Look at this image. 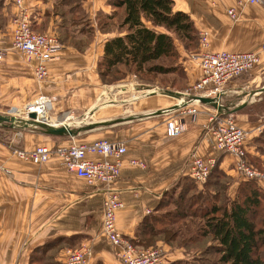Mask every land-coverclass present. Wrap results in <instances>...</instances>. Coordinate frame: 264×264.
Segmentation results:
<instances>
[{
	"label": "crops",
	"instance_id": "crops-1",
	"mask_svg": "<svg viewBox=\"0 0 264 264\" xmlns=\"http://www.w3.org/2000/svg\"><path fill=\"white\" fill-rule=\"evenodd\" d=\"M172 1L173 9L189 16L198 36L201 32L207 34L203 48L197 43L187 53L177 45L187 86L200 77L198 51L258 52V64L224 85L218 101L227 111L236 107L228 114L247 132L245 148L249 161L264 171V154H259L253 143V137L264 125V52L260 51L264 45V0ZM21 5L27 8L32 27L45 23V30L51 32L48 30L53 29L56 16L43 21L51 0H21ZM81 7L91 20L97 11L110 10L106 0H81ZM229 8L233 9L234 18L226 13ZM16 10L13 0H0V113L43 96L50 101L49 114L53 118L71 127L81 121L87 128L74 136L61 137L33 127L0 124V264H28L35 247L57 238L66 239L55 254L60 264H64L66 251L81 245L90 252L84 264H122L101 231L103 198L110 192L117 194L122 207L115 212V226L127 239H135L141 220L162 212L156 210L159 201L173 194L178 180L188 176L192 156L217 158L218 167L232 179L227 193L234 195L240 181L232 171L235 158L217 154L210 147L209 117L216 111L213 107L197 105L195 115L180 117L181 133L174 137L165 135V120L170 114L162 110L172 107L176 99L157 93L162 87L137 83L133 76L111 84L99 81L96 61L103 41L114 33L95 31L81 52L59 45L46 63L47 76L35 81L34 61L10 47V22ZM97 139L120 143L125 148L118 177L106 186L76 177L55 156L36 164L13 153L14 149L29 150L40 144L68 146ZM87 158L98 160L100 156L87 154ZM130 160L143 166L131 164ZM147 247L160 249L167 264L184 255L182 247L160 239Z\"/></svg>",
	"mask_w": 264,
	"mask_h": 264
},
{
	"label": "trees",
	"instance_id": "trees-1",
	"mask_svg": "<svg viewBox=\"0 0 264 264\" xmlns=\"http://www.w3.org/2000/svg\"><path fill=\"white\" fill-rule=\"evenodd\" d=\"M106 1L109 12L99 10L91 20L81 0H51L43 21L55 15L52 34L58 44L79 52L89 45L95 31L114 33L103 41L96 61L102 84L133 76L181 90L185 74L177 63V44L192 51L198 43L189 16L173 9L172 0ZM253 143L257 152L264 153V125ZM231 182L217 158L200 189L188 176L181 177L174 193L159 201L156 210L162 212L143 218L131 242L146 248L160 239L182 247L184 255L168 264H264V193L253 180H240L230 197ZM65 240L52 239L35 247L28 264H60L55 254Z\"/></svg>",
	"mask_w": 264,
	"mask_h": 264
},
{
	"label": "built area",
	"instance_id": "built-area-1",
	"mask_svg": "<svg viewBox=\"0 0 264 264\" xmlns=\"http://www.w3.org/2000/svg\"><path fill=\"white\" fill-rule=\"evenodd\" d=\"M246 3H256L259 0H242ZM17 10L10 22V47L20 53L25 59L33 60L32 76L35 81H42L47 76L46 63L59 46L56 37L51 32H37L31 28L30 14L21 5V0H13ZM226 13L234 18L233 9ZM207 34L201 32L198 45L206 46ZM260 51L264 52V45ZM3 51L0 50V59ZM196 59L200 77L189 85L176 99L175 107H169L162 112L170 114L165 120L164 132L169 137L177 136L183 130L180 117L193 116L196 106L201 103L196 97H218L224 85L239 75L252 70L259 62L258 52L252 51H215L201 50ZM50 101L43 96H37L26 102L22 107H9L2 114L27 118L29 112L35 113L37 121L46 124L60 125L63 120L49 115ZM44 114V117H41ZM49 119V120H47ZM51 119V121H50ZM211 149L215 153L229 154L235 158L232 167L237 180H253L264 193V171L251 164L245 148L246 130L238 126L230 114L221 112L209 117ZM34 128V127H33ZM125 148L120 143L105 139H97L90 143L70 144L68 146L48 147L36 145L29 150L14 149L13 153L22 160L32 163H43L51 157H57L62 166L76 177L89 184L110 185L118 177L119 165ZM87 154L100 156V159H89ZM213 156L201 158L192 156L188 163V176L197 185L206 180L215 164ZM131 164L143 166L141 162L129 161ZM122 207V202L116 193L110 192L102 200L101 231L109 245L114 249L116 258L122 264H167L160 249L156 247L141 248L124 237L115 226V212ZM88 247L81 245L65 253L64 264H84L89 255Z\"/></svg>",
	"mask_w": 264,
	"mask_h": 264
},
{
	"label": "water",
	"instance_id": "water-1",
	"mask_svg": "<svg viewBox=\"0 0 264 264\" xmlns=\"http://www.w3.org/2000/svg\"><path fill=\"white\" fill-rule=\"evenodd\" d=\"M157 93L172 97L174 99H178L181 96V93L178 91L167 90V89H158ZM201 103L208 104L213 107L217 113L225 112L231 113L232 111L236 110V107L229 109L227 111V107L223 106L219 103L218 97H196ZM178 103H175L173 107L177 106ZM0 124H7L10 127H17V128H27V127H37L42 129V131L48 135H68L74 136L77 132L86 129L82 122H78L74 127H71L70 124L64 123L60 125H51L46 124L41 121H37L35 119V113L29 112L27 114V118L15 117L11 115H4L0 114Z\"/></svg>",
	"mask_w": 264,
	"mask_h": 264
},
{
	"label": "rangeland",
	"instance_id": "rangeland-1",
	"mask_svg": "<svg viewBox=\"0 0 264 264\" xmlns=\"http://www.w3.org/2000/svg\"><path fill=\"white\" fill-rule=\"evenodd\" d=\"M45 23H41L40 22V25H35L33 28L35 29V31H37V32H47V30H45ZM56 26V22H55V25H54V27ZM54 27H53V29L52 30H48V31H51V33H53V34H55V31H54ZM179 47H181V45L180 44H177ZM187 53H189L190 51H186ZM180 59L178 58L177 59V63H178V65H180L181 66V64H180ZM133 80H135L137 83H142L141 81H139V80H136V78L135 79H133ZM144 83V82H143ZM188 86H187V84H186V81H185V83H184V86L182 87V89L181 90H173V91H178V92H182L183 90H185L186 88H187ZM163 89H165V88H163ZM167 90H172V89H167ZM262 112H264V109H262ZM0 114H2V113H0ZM50 116H51V114H49ZM52 117V116H51ZM53 118V117H52ZM259 134V133H258ZM257 134V135H258ZM259 153V152H258ZM259 154H264V153H259ZM256 165V164H255ZM256 166H259V165H256ZM260 167V166H259ZM200 187L201 186H199V187H197V188H199L200 189Z\"/></svg>",
	"mask_w": 264,
	"mask_h": 264
},
{
	"label": "bare ground",
	"instance_id": "bare-ground-1",
	"mask_svg": "<svg viewBox=\"0 0 264 264\" xmlns=\"http://www.w3.org/2000/svg\"><path fill=\"white\" fill-rule=\"evenodd\" d=\"M41 117L43 118L44 117V114H41ZM47 120H49V119H47ZM50 121H51V119H50ZM52 122V121H51ZM53 125V124H52ZM83 125V124H82Z\"/></svg>",
	"mask_w": 264,
	"mask_h": 264
}]
</instances>
